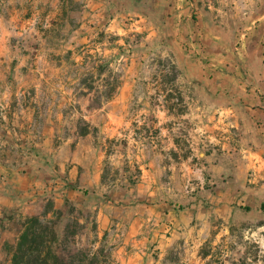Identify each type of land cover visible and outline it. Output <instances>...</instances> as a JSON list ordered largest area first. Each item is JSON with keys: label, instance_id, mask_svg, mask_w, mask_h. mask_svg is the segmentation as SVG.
<instances>
[{"label": "rangeland", "instance_id": "374dc122", "mask_svg": "<svg viewBox=\"0 0 264 264\" xmlns=\"http://www.w3.org/2000/svg\"><path fill=\"white\" fill-rule=\"evenodd\" d=\"M11 10L0 66V264H12L30 217L50 222L56 253L76 263L264 264V213L247 178L231 169L212 177L202 157L211 149L191 146L170 119L183 111L172 87L181 73L144 47L127 71L133 29L104 33L67 16L46 24L35 7L11 20Z\"/></svg>", "mask_w": 264, "mask_h": 264}, {"label": "crops", "instance_id": "0c3cea01", "mask_svg": "<svg viewBox=\"0 0 264 264\" xmlns=\"http://www.w3.org/2000/svg\"><path fill=\"white\" fill-rule=\"evenodd\" d=\"M8 7L11 20L35 7L46 24H60L67 16L104 33L133 29L139 40L127 71L144 47L181 73L172 87L183 111L170 119L181 124L191 146L211 149L202 157L212 163V177L222 178L231 169L238 179L247 178L248 194L259 209L264 202V0H0V66ZM127 16L136 19L126 25Z\"/></svg>", "mask_w": 264, "mask_h": 264}, {"label": "trees", "instance_id": "16d2710c", "mask_svg": "<svg viewBox=\"0 0 264 264\" xmlns=\"http://www.w3.org/2000/svg\"><path fill=\"white\" fill-rule=\"evenodd\" d=\"M259 210L264 213V202ZM51 223L43 217L26 218L18 236L12 264H95V261L76 263L56 253L57 238ZM104 264V263H103Z\"/></svg>", "mask_w": 264, "mask_h": 264}]
</instances>
